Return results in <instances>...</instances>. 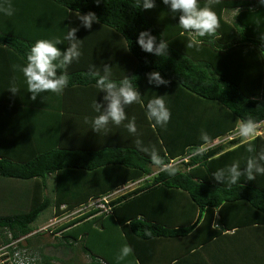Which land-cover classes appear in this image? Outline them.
Listing matches in <instances>:
<instances>
[{"label": "trees", "instance_id": "1", "mask_svg": "<svg viewBox=\"0 0 264 264\" xmlns=\"http://www.w3.org/2000/svg\"><path fill=\"white\" fill-rule=\"evenodd\" d=\"M10 2L15 14L0 13V264H17L14 258L26 264H65V254L77 256L76 247L88 264H117L125 242L139 264H207L194 262L191 253L226 232L264 228V176L231 189L212 178L217 169L235 161L243 166L255 155L246 152L248 143L264 149L262 133L251 141L239 135L227 139L249 117L260 123L259 133L264 127V6L258 0H201V6L208 4L217 13L221 26L212 44L191 48L161 0L150 10L134 9L135 0ZM76 11L94 12L100 22L85 30ZM68 26L79 28L82 56L68 68L71 79L63 95L44 93L35 101L26 92L12 96L8 88L18 78L9 76L8 66L23 64L38 39H63ZM146 30L168 40V57L139 48L136 39ZM67 46L65 41L58 47ZM93 64H107L117 80L137 77L133 82L140 92L150 72L159 71L169 81L150 91L152 98L167 93L169 124L153 127L138 104L146 126L140 129L146 136L139 139L144 147L155 146L175 175L154 166L135 142L75 140V120L67 117L71 111L66 106L75 96L71 93L96 88L88 75ZM184 103L197 109L188 111ZM39 122L45 128L42 138ZM201 129L211 137L207 144L200 140ZM198 146L203 156L193 155ZM146 176L151 178L135 189L103 199ZM49 210L52 218L79 211L53 229L54 242L43 240L44 231L33 226ZM260 244V256L254 252L246 263L258 259L256 264H264ZM228 258L230 264H241Z\"/></svg>", "mask_w": 264, "mask_h": 264}, {"label": "clouds", "instance_id": "2", "mask_svg": "<svg viewBox=\"0 0 264 264\" xmlns=\"http://www.w3.org/2000/svg\"><path fill=\"white\" fill-rule=\"evenodd\" d=\"M161 2L167 6L172 18L178 19V26L182 29L181 35L186 34L189 37L187 45L189 48L203 45L206 42L209 44L214 42L213 38L217 36L221 25L217 13L210 5L201 6V0H161ZM94 3L100 5L102 0H94ZM258 3L264 6V0H258ZM133 7L138 10H150L156 7V0H135ZM15 11L10 0H0V13L11 17ZM74 13L76 19L80 21V26L85 30H90L94 24L100 22L94 12L89 11L83 15L79 11ZM236 15H239V10ZM78 31V27L68 26L63 39L56 37L36 40L25 54L24 63L13 65V69L22 74L26 93L30 94L31 100L35 101L37 97L42 98L44 93H50L57 97L63 95L71 79L68 68L74 62H78L82 56V40L76 35ZM202 38L208 39L206 41ZM123 40L128 48L129 42L126 39ZM65 41L68 43L67 47H58ZM136 44L144 53L160 58L168 57V40L162 37L158 40L150 31H141L136 39ZM88 75L95 80V87L102 94L99 98L97 96L91 105L93 112L97 115L91 118L85 117V121L91 124V131L96 134L101 132L107 134L110 125L116 127L123 125L130 135L137 136L135 141L137 149L148 153L154 166L166 171L169 176L175 175L176 169L166 163L155 146L151 148L143 146V142L138 136L136 117H129L125 110L129 105L144 103L136 82H133L138 78L124 75L122 79H114L111 67L107 64L99 68L95 64L90 65ZM147 82L156 88L166 87L169 84V81L159 71L148 73ZM8 92L12 96L21 94V87L17 85L15 79L9 86ZM166 95L155 94L145 105L146 118L153 122V127L166 128L171 120L172 113L166 101ZM259 129L260 123L251 117L240 120L238 124L239 136L247 141L254 140L260 134ZM200 140L207 144L211 141V137L207 131L201 129ZM245 150L249 154L255 153V155H249L243 166L240 161H235L225 168H219L212 172V178L216 183L231 189L234 186L242 187L240 183L242 180L256 181L258 176H264V149L257 151L253 143H248ZM203 154L202 146H198L193 151L194 156H203ZM115 196H111L109 199ZM144 235L151 237L152 233L145 229ZM116 262L117 264H139L135 259L133 248L126 242L121 247Z\"/></svg>", "mask_w": 264, "mask_h": 264}, {"label": "crops", "instance_id": "3", "mask_svg": "<svg viewBox=\"0 0 264 264\" xmlns=\"http://www.w3.org/2000/svg\"><path fill=\"white\" fill-rule=\"evenodd\" d=\"M107 49V45H106ZM8 70L11 71V74L9 76H12V78H18L17 83L20 87H23L21 93L26 92V85L24 84V79L23 76L20 75L16 70L13 69V65L10 64L8 66ZM16 74V77H14ZM152 85H149L147 81L143 84L142 90H141V95L143 96V101L144 103L140 104V107L145 109V105L149 99L152 98L151 96V89ZM156 88V87H155ZM172 92V91H171ZM71 94H74V98L71 99V102L69 103V106H66V111L69 109L71 113L67 114V117L73 118L75 121L72 122L73 128H75L77 131H74L75 140H84V141H91L92 143H99V144H109L110 142H113L115 139L118 140L119 142H135L137 139V136L130 135L125 127L123 125L116 127V126H109V131L107 134L104 132L101 133H94L91 131V124L90 122L85 121V117L91 118L95 115L96 113L93 112L92 110V102L93 100L102 94H100L99 90L97 88L93 87H87L83 91H75ZM165 94H167L165 92ZM172 94V98H170V101H175L174 94ZM72 97V96H71ZM99 98V97H98ZM166 98V97H165ZM70 99V97H69ZM184 107L190 111L196 110V106H185ZM183 108V107H182ZM126 112L129 117L135 116L136 117V124L138 128V136H146L142 135L140 129L142 127H145V121L141 117V111L138 107V104H133L129 105L126 107ZM65 111V113H66ZM59 116H60V111H59ZM126 123V122H125ZM42 125V126H41ZM52 125V124H51ZM39 132L40 138L43 137L44 135V125L39 122ZM78 136V137H77ZM69 139V138H68ZM151 176H146L143 179H140V183L142 184L143 180H149ZM49 185L52 186L53 183V178L49 177ZM132 183V182H130ZM129 183V184H130ZM118 189V188H117ZM116 191V189L110 193L113 194ZM238 212V211H237ZM241 212L239 213L238 219H241ZM172 221V220H171ZM176 222H180L179 217L175 219ZM174 222V221H172ZM261 243L260 245L262 246L263 250V245H264V228H245L243 230H239L235 232L234 230L230 232H226L221 236L220 238H217L216 240L206 244L205 246H202L199 250L193 251L191 253L190 258L192 256V260L194 262H205L207 264H230L231 259L228 258L230 256H233V258H237L239 261H241V264H256V261L258 259H252V261L246 263L247 260H249L250 255L252 256L254 252L260 256V252H258V244ZM76 252L77 256L74 258L73 253H71V256L68 257L65 254L66 258L64 259L66 262L65 264H88V261L85 260L84 263H78L77 258L79 257L78 255H82L80 252V247H76ZM75 252V253H76ZM263 252V251H262ZM185 253V252H182ZM264 253V252H263ZM197 254V256L195 255ZM238 255L242 257H238ZM264 256V255H263ZM261 257H259L260 259ZM76 260V261H75ZM230 260V261H229ZM234 261V259H233ZM53 264H62V263H57V262H52ZM261 264V261H260Z\"/></svg>", "mask_w": 264, "mask_h": 264}, {"label": "rangeland", "instance_id": "4", "mask_svg": "<svg viewBox=\"0 0 264 264\" xmlns=\"http://www.w3.org/2000/svg\"><path fill=\"white\" fill-rule=\"evenodd\" d=\"M232 15L233 14L231 12L230 14H225V17L227 19H230L232 17ZM261 133L264 136V127L262 128V130H260V134ZM49 211L45 212L42 216H40L39 219L37 220V222L33 226L36 227L37 232H43L44 231V233L42 234V235H44L42 237L43 240H46L48 242H54V235L55 234L51 233L53 231V229L56 228L57 226L63 224L64 222H67L68 220H70L74 215H77L79 213V211H76V212L74 211L71 214L64 215L62 218H52L51 217L52 211L51 210H49ZM45 252L49 253L48 250H46ZM56 255L59 256L60 254L56 253ZM78 256H79L77 258L78 263H84L85 260H87L89 262L87 257H85L83 255H78Z\"/></svg>", "mask_w": 264, "mask_h": 264}, {"label": "built area", "instance_id": "5", "mask_svg": "<svg viewBox=\"0 0 264 264\" xmlns=\"http://www.w3.org/2000/svg\"><path fill=\"white\" fill-rule=\"evenodd\" d=\"M236 135H239L238 132H237L236 134H234V135L229 136L227 139H232V138H234V136H236ZM139 182H140V181H139ZM139 182L137 181V182H134V183L127 184V185L121 187V188H120L117 192H115L114 194H110L108 197H105V198H103V199H104V200H109V198H110L111 196H115V195H117V194L123 193V192H125V191H128V190L134 188L137 184H139ZM98 202H99V201L97 200L96 203H98ZM1 251H2V249H0V255H1ZM13 262H16L17 264H26V263H28L29 261H22V260H19L18 258H17V259L14 258V259H13Z\"/></svg>", "mask_w": 264, "mask_h": 264}]
</instances>
